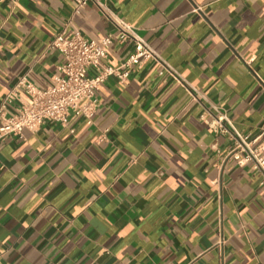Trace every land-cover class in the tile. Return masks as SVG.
Listing matches in <instances>:
<instances>
[{"label":"crops","instance_id":"1","mask_svg":"<svg viewBox=\"0 0 264 264\" xmlns=\"http://www.w3.org/2000/svg\"><path fill=\"white\" fill-rule=\"evenodd\" d=\"M104 1L170 71L148 60L109 77L90 123L0 137V264H264L261 174L200 118L251 135L264 124V0ZM73 9L0 0V101L21 77L53 84L63 27L115 33L93 3ZM131 50L114 41L104 63Z\"/></svg>","mask_w":264,"mask_h":264},{"label":"built area","instance_id":"2","mask_svg":"<svg viewBox=\"0 0 264 264\" xmlns=\"http://www.w3.org/2000/svg\"><path fill=\"white\" fill-rule=\"evenodd\" d=\"M90 2L111 23L115 33L109 32L99 39H91L79 30L63 27L49 44L62 57L53 84L38 88L26 77L19 78L0 101V137L23 139L26 131L36 132L44 122L65 125L77 116L84 117L90 123L98 109L96 90L109 77L123 83L135 68L148 60L161 64L160 74L170 71L155 50L136 33L135 28L113 12L104 0H74L73 13H78ZM114 41H130L132 45L130 53L117 67L104 63L107 50ZM91 70L95 73L89 74ZM18 90H23L29 100H21ZM191 94L193 99L197 98L193 92ZM12 106L14 110L10 111ZM212 109L217 111L214 106ZM200 118L215 133L231 136L233 146L227 157L238 164L250 162L251 168L260 172V185L264 190V148L258 142L264 134V124L257 134L251 135L240 133L223 114L214 116L207 112L201 114Z\"/></svg>","mask_w":264,"mask_h":264}]
</instances>
